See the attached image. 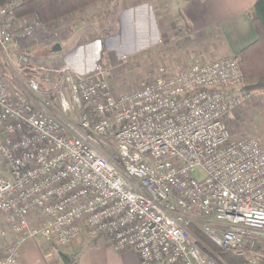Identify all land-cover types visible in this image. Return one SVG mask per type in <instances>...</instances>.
Here are the masks:
<instances>
[{
  "label": "built area",
  "instance_id": "1",
  "mask_svg": "<svg viewBox=\"0 0 264 264\" xmlns=\"http://www.w3.org/2000/svg\"><path fill=\"white\" fill-rule=\"evenodd\" d=\"M17 5L0 6V264H22L21 245L39 240L106 242L143 264H225L190 227L264 264V144L228 122L252 100L239 59L210 60L199 45L190 57L159 39L75 73L37 56L46 42L54 54L66 19L45 25ZM148 56L173 61L136 89L132 72L113 74Z\"/></svg>",
  "mask_w": 264,
  "mask_h": 264
},
{
  "label": "crops",
  "instance_id": "2",
  "mask_svg": "<svg viewBox=\"0 0 264 264\" xmlns=\"http://www.w3.org/2000/svg\"><path fill=\"white\" fill-rule=\"evenodd\" d=\"M257 1L118 0V33L108 34L110 36L104 40L94 38L85 44L82 38H78L75 45L70 44L67 49L59 43L61 51L54 55L66 52L62 63L75 73H84L95 66V61L101 63L102 57H106V63L112 64L120 54H133L152 45L165 36L164 32L167 37L171 36L176 27L179 35L198 38L201 53L210 60L236 55L256 40L249 13ZM88 60L92 64L89 68L86 66ZM252 98L262 104L258 118L264 126V92L253 93ZM235 118L228 116L230 125ZM5 244L0 241V250ZM67 251L64 253L76 256L77 264H143L135 252H117L106 242H77L68 246ZM260 251L264 253V246ZM20 257L22 264H60L41 240L24 242Z\"/></svg>",
  "mask_w": 264,
  "mask_h": 264
},
{
  "label": "rangeland",
  "instance_id": "3",
  "mask_svg": "<svg viewBox=\"0 0 264 264\" xmlns=\"http://www.w3.org/2000/svg\"><path fill=\"white\" fill-rule=\"evenodd\" d=\"M117 11L113 13V18L111 17L110 19L113 20V24L110 21V25H113V32L109 33L106 30V27H108V24L104 23V20L106 19V10L104 7V4H98V5H91L87 7L85 10L79 11L73 16H69L66 18V22L63 24L60 30V34L57 37H51L52 41H59L62 43V48L67 49V47H70V44H74V41L78 40V38H82V43H88V41H92L94 38H102L103 40L110 36V35H115L118 33L117 27V17L119 13V4L117 6ZM109 19V20H110ZM178 27H176L174 33H172L171 36L168 35L164 32L165 36H161L160 40L162 41V44L164 45H174L173 47H170L171 50H175L179 52V49H176L177 47H180L181 51L186 52L188 56L192 57L195 53L196 47L199 45V41L196 39H189L187 35H179L178 32ZM110 34V35H108ZM84 37V38H83ZM85 39H87L85 41ZM157 42V41H156ZM155 42V43H156ZM195 44V46L193 45ZM42 45V44H41ZM75 45V44H74ZM73 45V46H74ZM200 46V45H199ZM41 48L39 49V54L37 55L39 58L42 60H45V62L48 65L52 66H60L62 63V58L63 56L66 55V52H62L59 54H50V42H46L44 45L40 46ZM162 47V45H160ZM102 48H105L103 45ZM200 48V47H199ZM185 49V50H184ZM69 51V50H68ZM67 51V52H68ZM180 51V52H181ZM197 52L199 54L201 53V50L197 49ZM120 55H125V54H120ZM205 56V55H204ZM89 58H91L89 54ZM118 58V57H117ZM117 58L114 59L112 64H117ZM91 60V59H90ZM88 60L86 63L87 68H89L92 64L91 61ZM167 60V59H166ZM164 60V61H166ZM181 60V58H179ZM163 59H158V60H151V57L148 56L146 59L144 57H139V59H136L135 63L127 62L124 65H122L120 68L117 67L115 70H113V74L117 77V73L121 75V73L124 75L126 73L127 76L132 75L134 76L132 79L135 81L133 82L132 79H129L128 81V87L134 86L133 88L136 89L135 84L144 79L152 78L153 72L155 68L160 65L161 63L164 62ZM169 63L173 61V59L167 60ZM106 57H102L101 63L104 65V67L109 68L111 66L110 63H106ZM96 64V61H95ZM124 69V72H123ZM121 71V73H120ZM117 72V73H116ZM115 76H112L111 78H115ZM119 78L116 81L121 80L122 78ZM134 84V85H133ZM129 88V89H133ZM262 104H258L257 101L252 98L249 102L243 105V107L239 110L240 114H236V112L233 116H236L235 121L230 125V132L232 135H244L247 133H250L252 136H256L258 139L261 140V142H264V126L261 124L259 120L260 113L262 112ZM256 112V114H255ZM252 113V115H251ZM179 167H182V165H179ZM194 176L196 178H200L201 174L199 172H195ZM7 177V167L5 164H2L0 160V179ZM49 250L51 251V255L54 258H58L59 253H68L67 249L68 246L66 247H56L53 245H48ZM264 255V253L262 252ZM73 255V254H71ZM59 261V258H58ZM60 262V261H59Z\"/></svg>",
  "mask_w": 264,
  "mask_h": 264
},
{
  "label": "trees",
  "instance_id": "4",
  "mask_svg": "<svg viewBox=\"0 0 264 264\" xmlns=\"http://www.w3.org/2000/svg\"><path fill=\"white\" fill-rule=\"evenodd\" d=\"M9 2H17L16 16L23 17L34 15L42 24H51L79 11L85 10L91 5L104 4L106 10V30L113 32V13L117 11L118 0H0V6ZM256 40L235 56L239 59V67L243 77L242 93L264 92V0H258L249 13ZM110 19V20H109ZM111 21V25H110ZM117 25V24H116ZM117 29V27H116ZM189 232L198 240L202 251L207 252L223 261L225 264H242L231 253L216 248L202 233L194 227ZM3 249L0 250V258ZM60 264H77L75 255L59 253Z\"/></svg>",
  "mask_w": 264,
  "mask_h": 264
},
{
  "label": "water",
  "instance_id": "5",
  "mask_svg": "<svg viewBox=\"0 0 264 264\" xmlns=\"http://www.w3.org/2000/svg\"><path fill=\"white\" fill-rule=\"evenodd\" d=\"M60 51H61L60 45H55V46L52 48V50H51L52 53H58V52H60Z\"/></svg>",
  "mask_w": 264,
  "mask_h": 264
}]
</instances>
